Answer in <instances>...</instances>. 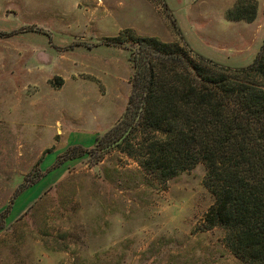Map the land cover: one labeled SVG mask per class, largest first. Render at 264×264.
<instances>
[{
	"label": "rangeland",
	"instance_id": "rangeland-1",
	"mask_svg": "<svg viewBox=\"0 0 264 264\" xmlns=\"http://www.w3.org/2000/svg\"><path fill=\"white\" fill-rule=\"evenodd\" d=\"M237 3L0 0V264H229L222 228L203 229L202 165L160 182L109 147L123 135L93 139L127 108L131 36L249 66L264 0L251 23L227 19ZM73 147L86 154L53 168Z\"/></svg>",
	"mask_w": 264,
	"mask_h": 264
},
{
	"label": "trees",
	"instance_id": "trees-1",
	"mask_svg": "<svg viewBox=\"0 0 264 264\" xmlns=\"http://www.w3.org/2000/svg\"><path fill=\"white\" fill-rule=\"evenodd\" d=\"M256 11V0H238L227 19L251 23ZM128 40L136 48L127 108L96 146L128 131L115 148L160 182L202 165L213 198L203 229L222 228L225 248L241 263L264 264V44L249 66L231 69L186 46ZM126 42L118 36L106 44L129 48ZM85 154L69 148L53 168Z\"/></svg>",
	"mask_w": 264,
	"mask_h": 264
},
{
	"label": "crops",
	"instance_id": "crops-1",
	"mask_svg": "<svg viewBox=\"0 0 264 264\" xmlns=\"http://www.w3.org/2000/svg\"><path fill=\"white\" fill-rule=\"evenodd\" d=\"M258 2H260V0H258ZM260 5H261V3H259V6H258V7H260ZM259 10H260V9H259ZM115 122H116V120L113 122V124H114ZM113 124H112V127H113ZM112 127H111V128H112ZM106 131H107V130H106ZM106 131H105V132H106ZM108 131H109V130H108ZM96 139H97V138L94 137L93 141L95 142ZM88 140H89V139H88ZM76 141H77V142H78V141H79V142H83V141L80 140V138H79V139L77 138ZM87 142H89V141H87ZM80 144H81V143H80ZM227 252L231 255V253H230L229 251H227ZM228 263H229V264H243V263H241L240 261H238L235 257H233L232 255L228 257Z\"/></svg>",
	"mask_w": 264,
	"mask_h": 264
},
{
	"label": "water",
	"instance_id": "water-1",
	"mask_svg": "<svg viewBox=\"0 0 264 264\" xmlns=\"http://www.w3.org/2000/svg\"><path fill=\"white\" fill-rule=\"evenodd\" d=\"M127 133H128V131H126V133L116 142V143H114L113 145H111V146H109V147H114L115 145H117L119 142H121L123 139H124V137L127 135ZM108 147V148H109Z\"/></svg>",
	"mask_w": 264,
	"mask_h": 264
}]
</instances>
